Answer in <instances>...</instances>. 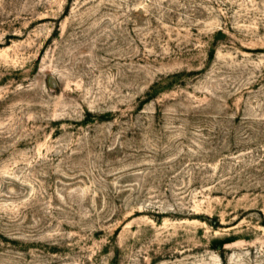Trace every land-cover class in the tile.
<instances>
[{
	"label": "rangeland",
	"instance_id": "rangeland-1",
	"mask_svg": "<svg viewBox=\"0 0 264 264\" xmlns=\"http://www.w3.org/2000/svg\"><path fill=\"white\" fill-rule=\"evenodd\" d=\"M0 264H264V0H0Z\"/></svg>",
	"mask_w": 264,
	"mask_h": 264
},
{
	"label": "trees",
	"instance_id": "trees-1",
	"mask_svg": "<svg viewBox=\"0 0 264 264\" xmlns=\"http://www.w3.org/2000/svg\"><path fill=\"white\" fill-rule=\"evenodd\" d=\"M234 241V239H220L217 241V244L215 246V249H219V250H222L223 249V246L227 243H230Z\"/></svg>",
	"mask_w": 264,
	"mask_h": 264
}]
</instances>
